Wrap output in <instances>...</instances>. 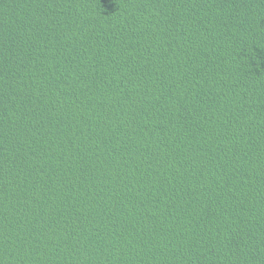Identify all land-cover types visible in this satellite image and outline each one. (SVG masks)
Masks as SVG:
<instances>
[{"label":"trees","instance_id":"trees-1","mask_svg":"<svg viewBox=\"0 0 264 264\" xmlns=\"http://www.w3.org/2000/svg\"><path fill=\"white\" fill-rule=\"evenodd\" d=\"M0 264H264V0H0Z\"/></svg>","mask_w":264,"mask_h":264}]
</instances>
